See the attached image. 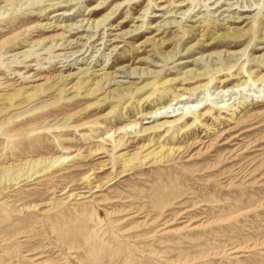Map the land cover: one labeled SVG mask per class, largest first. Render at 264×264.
Returning a JSON list of instances; mask_svg holds the SVG:
<instances>
[{
	"label": "rangeland",
	"instance_id": "rangeland-1",
	"mask_svg": "<svg viewBox=\"0 0 264 264\" xmlns=\"http://www.w3.org/2000/svg\"><path fill=\"white\" fill-rule=\"evenodd\" d=\"M167 1L0 0V264H264V0Z\"/></svg>",
	"mask_w": 264,
	"mask_h": 264
},
{
	"label": "bare ground",
	"instance_id": "bare-ground-1",
	"mask_svg": "<svg viewBox=\"0 0 264 264\" xmlns=\"http://www.w3.org/2000/svg\"><path fill=\"white\" fill-rule=\"evenodd\" d=\"M161 1H163V0H161ZM176 1V0H175ZM167 2H171V0H168ZM180 5H182L181 3H178V4H176V6H180ZM164 7H166V6H162L160 9H163ZM166 9V8H165ZM178 9V8H177ZM172 15H174V14H169L167 17H170V16H172ZM57 17V16H56ZM31 19H33V18H31V17H29L28 18V20H31ZM83 22H86L85 23V25H88V29H93V28H97V29H99L101 26H102V21L101 20H95L94 22H92V21H90L88 18L87 19H82L81 21H80V25H76V23H72V24H70V25H68V26H66L67 28H68V32H69V34H71V30H78L81 26H82V24H83ZM121 25V24H120ZM113 29V28H112ZM85 31V30H84ZM123 34L125 35V33H116V34H112V30L111 31H109L108 32V34L107 35H105V37H102L101 38V41L99 40V43H97L96 45H95V47L97 48V46H99V45H103L107 40H106V37L108 38V37H112L110 40H108V41H110V44H109V46L112 48L111 49V51H113V49H114V46H112L115 42H119L120 40V38H122V36H123ZM66 37V36H65ZM83 38V37H82ZM87 39V41H89L90 40V37H88V38H86ZM98 39V38H97ZM67 41V40H66ZM77 42L78 41H75L74 39L73 40H70L69 42H68V44H67V46H73V48H75V47H77V46H79V45H81V44H77ZM68 49H72V48H68ZM77 51H79V50H77ZM72 53H74V51H71V54L69 53V54H67V56H65V57H68L69 55H73ZM66 54V53H65ZM64 54V55H65ZM109 86V85H108ZM130 91H135V93H137V92H139L140 91V89H138V88H132V89H129ZM125 91H126V89H116V90H114V91H109L108 92V95L106 96V99H110V101L112 102V101H116V100H114V98H117V99H119L118 100V102L120 103L121 101H122V99H124L125 98ZM103 107V105H101L100 106V108H102ZM165 107H163V109H164ZM108 116H109V113H108ZM159 120V119H158ZM149 129V128H148ZM143 131H146V129H144ZM66 156V155H65Z\"/></svg>",
	"mask_w": 264,
	"mask_h": 264
}]
</instances>
